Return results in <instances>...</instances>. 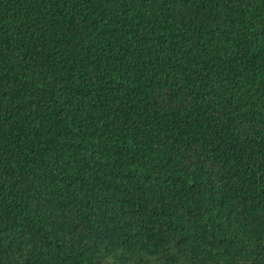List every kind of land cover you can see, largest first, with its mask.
I'll return each instance as SVG.
<instances>
[{"label": "trees", "instance_id": "trees-1", "mask_svg": "<svg viewBox=\"0 0 264 264\" xmlns=\"http://www.w3.org/2000/svg\"><path fill=\"white\" fill-rule=\"evenodd\" d=\"M0 264H264V0H0Z\"/></svg>", "mask_w": 264, "mask_h": 264}]
</instances>
